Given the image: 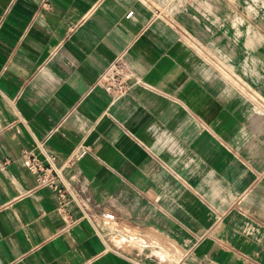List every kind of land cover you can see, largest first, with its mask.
<instances>
[{
  "label": "crops",
  "instance_id": "crops-1",
  "mask_svg": "<svg viewBox=\"0 0 264 264\" xmlns=\"http://www.w3.org/2000/svg\"><path fill=\"white\" fill-rule=\"evenodd\" d=\"M154 3L0 0V264H264V53L225 25L248 13ZM122 52L116 97L94 81ZM45 135L67 227L21 153Z\"/></svg>",
  "mask_w": 264,
  "mask_h": 264
},
{
  "label": "built area",
  "instance_id": "built-area-1",
  "mask_svg": "<svg viewBox=\"0 0 264 264\" xmlns=\"http://www.w3.org/2000/svg\"><path fill=\"white\" fill-rule=\"evenodd\" d=\"M149 3L156 2L164 6H170L169 11L176 6H183L188 0H145ZM132 11L125 16L130 17ZM137 76L133 70L130 61L125 57L124 52L119 53L95 78V85L100 86L105 92L113 96H122L131 90L129 80ZM47 135L41 139H35V145L38 151L34 149H22L21 153L24 158V165L27 171L34 176L35 188H48L55 198V207L62 219L65 221L66 227L70 226L78 219L72 216L67 208L70 199L75 200L76 196L70 186L68 180L63 175V165H57L55 155L48 151L45 146ZM89 151L88 147L80 146L66 158L67 163L78 160L83 154ZM105 218L112 220V213H106Z\"/></svg>",
  "mask_w": 264,
  "mask_h": 264
},
{
  "label": "rangeland",
  "instance_id": "rangeland-1",
  "mask_svg": "<svg viewBox=\"0 0 264 264\" xmlns=\"http://www.w3.org/2000/svg\"><path fill=\"white\" fill-rule=\"evenodd\" d=\"M222 5L225 7L229 6L231 8L237 6L241 7L242 11L248 13L247 15H229L225 16V25L229 26L230 30L234 24H241L243 29L246 27L250 31H242V38L250 39L251 35H256L260 45L258 46L259 53H264V0H225V3ZM237 19V20H236ZM258 69L261 72H264V65L258 64Z\"/></svg>",
  "mask_w": 264,
  "mask_h": 264
},
{
  "label": "bare ground",
  "instance_id": "bare-ground-1",
  "mask_svg": "<svg viewBox=\"0 0 264 264\" xmlns=\"http://www.w3.org/2000/svg\"><path fill=\"white\" fill-rule=\"evenodd\" d=\"M237 20V19H236Z\"/></svg>",
  "mask_w": 264,
  "mask_h": 264
}]
</instances>
